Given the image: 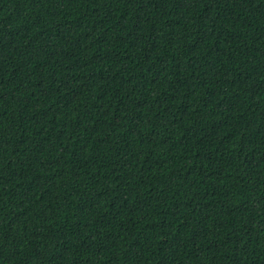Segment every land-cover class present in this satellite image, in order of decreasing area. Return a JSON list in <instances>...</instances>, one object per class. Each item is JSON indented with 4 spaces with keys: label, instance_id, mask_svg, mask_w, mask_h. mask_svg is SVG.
Wrapping results in <instances>:
<instances>
[{
    "label": "trees",
    "instance_id": "16d2710c",
    "mask_svg": "<svg viewBox=\"0 0 264 264\" xmlns=\"http://www.w3.org/2000/svg\"><path fill=\"white\" fill-rule=\"evenodd\" d=\"M0 264H264V0H0Z\"/></svg>",
    "mask_w": 264,
    "mask_h": 264
}]
</instances>
